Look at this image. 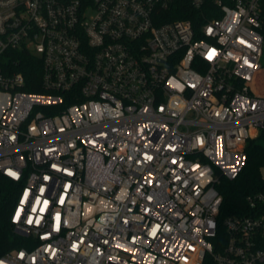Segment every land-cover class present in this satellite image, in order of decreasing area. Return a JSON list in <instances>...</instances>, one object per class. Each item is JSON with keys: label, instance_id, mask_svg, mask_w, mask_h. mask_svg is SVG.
<instances>
[{"label": "built area", "instance_id": "built-area-1", "mask_svg": "<svg viewBox=\"0 0 264 264\" xmlns=\"http://www.w3.org/2000/svg\"><path fill=\"white\" fill-rule=\"evenodd\" d=\"M259 138L264 0H0V176L30 240L0 264H264V189L219 221L216 188Z\"/></svg>", "mask_w": 264, "mask_h": 264}, {"label": "trees", "instance_id": "trees-1", "mask_svg": "<svg viewBox=\"0 0 264 264\" xmlns=\"http://www.w3.org/2000/svg\"><path fill=\"white\" fill-rule=\"evenodd\" d=\"M175 13L168 19H185L191 18L194 27L198 26L196 17L189 14H195L190 10L186 3H176ZM173 10V11H174ZM194 19V20H193ZM15 59L20 62L16 66L26 78L32 77L35 81L40 80L41 68L40 63L28 56L17 54ZM25 91L42 93L43 90L38 86L26 85ZM245 164L241 172L231 181L220 178L216 185L218 192L222 197V203L219 212V221L229 215H241L247 211L246 197L252 195L261 189H264V142L261 139L248 140L244 147ZM20 183H15L4 176H0V258L5 254L17 251L21 248H30V240L24 236L16 234L14 227L9 222V215L15 203ZM223 236V231L218 226L217 240ZM203 264H210L208 259Z\"/></svg>", "mask_w": 264, "mask_h": 264}, {"label": "water", "instance_id": "water-1", "mask_svg": "<svg viewBox=\"0 0 264 264\" xmlns=\"http://www.w3.org/2000/svg\"><path fill=\"white\" fill-rule=\"evenodd\" d=\"M14 232H15L16 234H19V235L23 236V233H22L21 231L17 230L16 228H14Z\"/></svg>", "mask_w": 264, "mask_h": 264}]
</instances>
